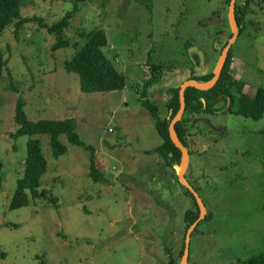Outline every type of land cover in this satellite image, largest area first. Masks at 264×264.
Masks as SVG:
<instances>
[{"label":"rangeland","instance_id":"rangeland-1","mask_svg":"<svg viewBox=\"0 0 264 264\" xmlns=\"http://www.w3.org/2000/svg\"><path fill=\"white\" fill-rule=\"evenodd\" d=\"M20 9L23 17L40 20L26 21L17 37L14 24L0 34L6 59L0 78V264H168L171 257L180 263L185 213L195 206L177 170L146 152L162 142L140 101L150 74L146 62L150 56L170 66L145 94L158 104L162 118L169 90L190 75L189 58L198 62L197 73L215 70L221 46L232 33L229 4L32 0ZM249 10L248 19L258 25H248L232 43L230 72L253 96L264 86V0H251ZM66 13L70 25L64 36L71 41L86 40L80 31L104 30L102 50L124 74L123 89L80 90L79 76L64 68L74 48L54 49L56 37L48 29ZM191 48L202 53V61L197 52L189 53ZM9 72L17 91L7 88ZM19 96L30 120L75 118L76 131L94 146L96 167L106 181L91 179L90 151L63 134L58 138L67 150L57 158L45 134L11 137ZM215 106L221 111L195 114L190 128L195 151L184 178L197 188L206 212L190 235L187 264H243L264 252V115L256 119L224 112L223 101ZM29 138L39 140L47 161L39 187L47 196L29 195L28 205L9 209Z\"/></svg>","mask_w":264,"mask_h":264},{"label":"trees","instance_id":"trees-1","mask_svg":"<svg viewBox=\"0 0 264 264\" xmlns=\"http://www.w3.org/2000/svg\"><path fill=\"white\" fill-rule=\"evenodd\" d=\"M32 0H0V34L11 24L15 26V35L17 37L18 30L26 21L40 20L37 16L23 17L21 15V6ZM230 3V0H226ZM238 1V2H237ZM251 0H236L234 17L238 27V31L242 32L248 25L257 26L258 23L248 19L249 4ZM77 5L75 4V8ZM42 25H45L42 23ZM70 25V13H66L55 23L48 26L50 32L54 33L56 42L53 45L54 49L63 47H73L74 53L71 58L64 61V68L68 72H74L79 76L80 90L85 93L89 92H109L123 89L125 85V76L119 72L112 62L106 57L102 48L107 44V36L103 29L97 28L86 33L80 31L79 35L86 40L81 44L78 39L71 41L64 36V31ZM232 37L230 33L228 39L221 46V50L226 46L229 39ZM189 45L186 44V48ZM234 54L232 48L228 50L225 62L221 69L219 78L215 84L207 90H200L195 87L188 86L184 89L185 110L180 120L174 125V132L179 142L188 149L189 154L194 152L190 149L192 143V135L194 131L190 130L195 121V114H216L221 111L215 105L219 101L224 102V112L231 111L243 116L259 118L264 115V86H258L253 96H249L243 91V82L233 78L230 69L233 63ZM191 58L197 60V55L192 54ZM190 75L187 79L196 82H208L213 72L197 73L195 66L198 62L191 61ZM149 70V76L144 79L142 95L140 98L142 106L148 111L153 119L154 126L158 134L162 138V142L147 153L154 152L158 154L164 161V164L177 170L182 162V152L176 147L169 135V124L173 117L177 114L180 108V86L169 90V96L165 102L167 113L165 117H160L159 106L156 102L148 99L145 94L149 87L154 85L159 76L162 74L166 66L163 63L152 62L150 56L146 62ZM6 68V59L0 49V78L3 76V71ZM168 69V68H167ZM170 69V68H169ZM10 85L7 87L17 91L18 88L14 85L12 74L8 73ZM229 102L228 106L226 105ZM238 102L237 105L235 103ZM24 99L19 96L16 100L14 121L17 128L11 133V137L22 135L45 134L49 138V145L52 155L57 158L64 154L67 150L65 144L59 141L60 135H65L68 141L84 147L90 151L89 175L96 182H105L106 179L103 173L96 167L95 148L90 144L84 143L76 131V119H39L30 120L24 111ZM222 131L221 134H224ZM2 162L0 161V185L2 183ZM47 170V161L41 150L40 142L37 138H29L26 142V155L23 161V173L17 180L16 189L10 199L9 209H16L26 206L29 203V195L33 198H45L47 194L43 189H39L41 185V176ZM185 177V175H184ZM109 182V181H108ZM184 187V186H183ZM194 187V186H193ZM185 192L193 200L195 209H189L185 213V232L184 240L178 253V258H181L185 247V236L187 229L194 223L199 215L200 209L193 194L184 187ZM196 191L197 188L194 187ZM196 229V227L194 228ZM193 229V230H194ZM3 252L0 248V259ZM40 264H45L43 260ZM168 264H180L177 259L171 257ZM243 264H264V252L249 257L243 261Z\"/></svg>","mask_w":264,"mask_h":264},{"label":"water","instance_id":"water-1","mask_svg":"<svg viewBox=\"0 0 264 264\" xmlns=\"http://www.w3.org/2000/svg\"><path fill=\"white\" fill-rule=\"evenodd\" d=\"M235 3H236V0H230L229 9H228V17H229V23H230V26L232 29V37L230 38V40L227 42L226 46L222 49V51L220 53V56H219L217 64H216V68L213 71L212 78L208 82H205V83L196 82L194 80L187 79L185 82H183L180 85V92H179L180 108H179L177 114L170 121V124L168 127L171 140L176 145V147H178L182 152V162H181V164L178 168V171H177L179 182L183 186H185L193 194V196L195 197L196 202L199 206V209H200V215H199L198 219L194 223H192L190 225V227L187 229L186 236H185V247H184V252H183V256H182L180 264H187L188 255H189V238H190V235H191L193 229L198 224V222L205 217L206 210H205V207H204V204H203L201 198L198 195V192H196L195 189L184 178L185 171L188 167L189 152H188V149L186 147H184L179 142V140L177 139L175 132H174V125L178 120L181 119V117L184 113V110H185L184 89L188 86H191V87H195V88L200 89V90H207L210 87H212L215 84V82L217 81V79L219 78V75H220L221 69L223 67V64L225 62L228 50L230 49L232 43L234 42V40L236 39V37L239 33L237 24L235 22V17H234ZM191 52H197L199 55V60L200 61L203 60L202 53L200 51H197L196 48H191L189 50V53H191ZM190 149H193V145H192V147H190Z\"/></svg>","mask_w":264,"mask_h":264},{"label":"flooded vegetation","instance_id":"flooded-vegetation-1","mask_svg":"<svg viewBox=\"0 0 264 264\" xmlns=\"http://www.w3.org/2000/svg\"><path fill=\"white\" fill-rule=\"evenodd\" d=\"M222 51V50H221ZM228 106V105H227Z\"/></svg>","mask_w":264,"mask_h":264}]
</instances>
